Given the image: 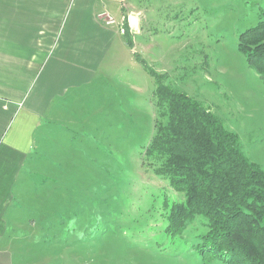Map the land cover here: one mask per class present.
Instances as JSON below:
<instances>
[{
    "label": "rangeland",
    "instance_id": "rangeland-1",
    "mask_svg": "<svg viewBox=\"0 0 264 264\" xmlns=\"http://www.w3.org/2000/svg\"><path fill=\"white\" fill-rule=\"evenodd\" d=\"M131 1L141 32L129 34L132 48L122 37L129 57L115 68L121 79L71 102L65 122L48 121L27 165L24 202L35 213L21 202L18 219L21 235L29 224L37 243L27 264H227L201 250L203 217L175 228L168 221L185 199L145 158L160 117L157 78L144 66L208 109L264 171V84L237 46L264 0Z\"/></svg>",
    "mask_w": 264,
    "mask_h": 264
},
{
    "label": "crops",
    "instance_id": "crops-1",
    "mask_svg": "<svg viewBox=\"0 0 264 264\" xmlns=\"http://www.w3.org/2000/svg\"><path fill=\"white\" fill-rule=\"evenodd\" d=\"M125 1L0 0V264H27L37 246L29 224L21 235L18 214L21 202L35 213L24 202L27 165L44 126L65 122L70 103L99 83L121 79H114L126 53L119 25L125 19L138 35L142 14Z\"/></svg>",
    "mask_w": 264,
    "mask_h": 264
},
{
    "label": "trees",
    "instance_id": "trees-1",
    "mask_svg": "<svg viewBox=\"0 0 264 264\" xmlns=\"http://www.w3.org/2000/svg\"><path fill=\"white\" fill-rule=\"evenodd\" d=\"M120 29L132 48L126 21ZM237 46L264 84V10L254 26L239 34ZM144 68L157 78L160 117L145 158L185 199L170 207V225L201 216L207 221L199 241L202 251L227 264H264V171L248 161L237 136L208 109Z\"/></svg>",
    "mask_w": 264,
    "mask_h": 264
},
{
    "label": "built area",
    "instance_id": "built-area-1",
    "mask_svg": "<svg viewBox=\"0 0 264 264\" xmlns=\"http://www.w3.org/2000/svg\"><path fill=\"white\" fill-rule=\"evenodd\" d=\"M113 20L112 19H110V18H108V20H107V24H113ZM121 30V29H120Z\"/></svg>",
    "mask_w": 264,
    "mask_h": 264
}]
</instances>
